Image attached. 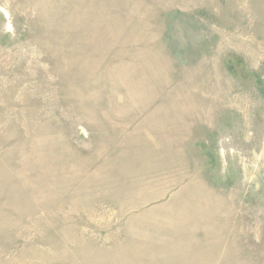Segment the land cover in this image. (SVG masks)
Wrapping results in <instances>:
<instances>
[{
    "label": "rangeland",
    "instance_id": "1",
    "mask_svg": "<svg viewBox=\"0 0 264 264\" xmlns=\"http://www.w3.org/2000/svg\"><path fill=\"white\" fill-rule=\"evenodd\" d=\"M0 264H264V0H0Z\"/></svg>",
    "mask_w": 264,
    "mask_h": 264
}]
</instances>
